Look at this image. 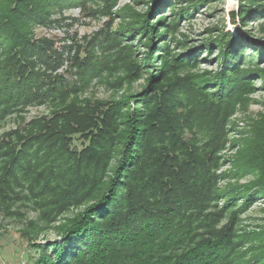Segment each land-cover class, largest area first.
Masks as SVG:
<instances>
[{
    "label": "trees",
    "instance_id": "1",
    "mask_svg": "<svg viewBox=\"0 0 264 264\" xmlns=\"http://www.w3.org/2000/svg\"><path fill=\"white\" fill-rule=\"evenodd\" d=\"M97 1L111 10V0H0V120L30 106H53L50 116L0 140V200L32 199L35 232L79 210L55 227V240L30 238L31 264H264V225L259 232L241 227L248 205L264 199V112L253 118L248 143L261 149L247 161L254 179L239 186L231 183L238 173L218 174L230 118L261 103L250 95L254 78L264 83L262 26L250 44L245 32L221 31L195 46L176 34L199 4L183 0L189 6L173 7L170 21L162 13L155 22L137 14L108 43L124 81L148 75L142 91L113 102L84 101L77 97L82 85L58 73L63 56L35 30L69 6ZM151 2L160 12L171 0ZM230 16L251 32L264 17V0H239ZM135 40L149 50L143 56L151 72L138 62L129 44ZM213 47L215 57L201 60ZM95 56V49L78 48L70 68L90 80L102 77L98 66H87ZM214 58L216 70L196 72Z\"/></svg>",
    "mask_w": 264,
    "mask_h": 264
},
{
    "label": "rangeland",
    "instance_id": "2",
    "mask_svg": "<svg viewBox=\"0 0 264 264\" xmlns=\"http://www.w3.org/2000/svg\"><path fill=\"white\" fill-rule=\"evenodd\" d=\"M151 1L111 0L112 7L110 11L107 10L108 7L101 9L100 7L105 6V4L99 1L90 3L85 8L73 5L61 10V13L53 15L51 19L55 21L48 27L38 26L36 28V37L52 42L53 48L63 56L64 63L58 73L63 74L67 80L82 85V87H79L80 92L77 96L79 99L91 102H113L124 98L126 95L139 94L142 91L148 75L143 73L141 77L139 75L128 76V79L124 81L125 72L121 67V60L114 57L113 44L108 42L115 31L120 30L121 26L137 20V14L143 15L146 13V16L148 18L153 17L152 22H155L161 17L159 14L162 13L170 21L173 7L176 6L177 10H181L189 6L183 0H171V3L162 11L157 12ZM188 1L199 4V7L189 12L190 18L181 20L179 32L176 34L179 40H182L183 35H185L191 45L199 46L203 42H210L217 35H220L221 31L224 33L230 32L233 36L245 32L244 41L250 44L255 34L260 32L261 26L263 32H260V36L264 39V17L261 18L260 22L252 23L249 27L251 32L248 33L244 31L241 23L237 25L233 23L230 14L238 10L239 0ZM102 42L103 47L96 48ZM129 44H133L134 50H138L135 55L138 62L143 68L145 67L151 72L153 68L147 66L143 56L149 50L140 45L137 40ZM170 45L176 52L181 50L180 46L175 47L174 42H171ZM262 46L264 47V40ZM78 48L80 50H96L95 59L87 66L88 68L92 65L98 66L101 69L99 75H103L102 77H94L90 80L85 75L77 76L75 70L70 68L69 59L75 56ZM216 52L217 47H213L212 56H208L203 51L200 59L209 60L215 57ZM82 54L88 56L89 53L82 51ZM215 60L216 58H214V62H202L200 69L196 72L205 69L216 70L217 62ZM160 61L161 59L158 58L157 64ZM261 67L264 68V64H261ZM81 76L86 79V83L80 80ZM253 84L256 88L250 97L260 100L261 103H251L248 109H240L230 118L228 124L229 139L225 148L219 154L221 163L218 174L226 172L228 175L233 176L234 173H238L237 177L231 178V183L239 186H245L254 179L255 175L247 166V161L256 160L261 155V149L248 144L252 138L250 130L252 129L253 118H257L256 113L264 112V83L254 78ZM52 110L53 106L50 104L35 105L26 108L19 114H11L0 120V140L10 134L23 131L26 123L34 118L50 116ZM81 142V139L76 142L77 147H82ZM23 196L30 195L25 193ZM7 202L0 200V264H31L30 257L34 254V251L31 248L30 238L36 235L37 238L33 241L36 243H48V241L55 240L57 238L55 227L65 223V219L70 218L79 211L72 207L69 212L60 216V221L50 223L47 230L35 232L36 229L30 223L37 220L39 213L32 199L17 197L15 200ZM240 203L238 201L236 204L239 205ZM262 225H264V199H256L248 205V211L242 215L241 227L248 232H259L260 229L258 228ZM42 226H45V224H42Z\"/></svg>",
    "mask_w": 264,
    "mask_h": 264
}]
</instances>
